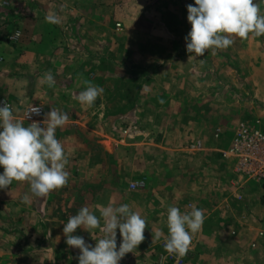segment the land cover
I'll return each instance as SVG.
<instances>
[{"label":"crops","instance_id":"crops-1","mask_svg":"<svg viewBox=\"0 0 264 264\" xmlns=\"http://www.w3.org/2000/svg\"><path fill=\"white\" fill-rule=\"evenodd\" d=\"M1 1L0 264H264V0Z\"/></svg>","mask_w":264,"mask_h":264},{"label":"built area","instance_id":"built-area-1","mask_svg":"<svg viewBox=\"0 0 264 264\" xmlns=\"http://www.w3.org/2000/svg\"><path fill=\"white\" fill-rule=\"evenodd\" d=\"M3 2L0 0V4ZM2 57L0 56V62ZM44 114L43 108L38 105L26 107L24 115L31 123L38 125L40 118ZM12 106L6 97H0V146L4 138L9 133L13 123ZM199 147L200 143L197 142ZM222 156L233 157L236 163V172L240 174L245 181L250 180L264 186V128L259 123L240 122L234 129L231 143L228 148L222 152ZM144 184L143 179L133 181L132 188ZM182 248V243H178ZM168 251L164 256V261L169 259L171 264H182V259L177 253Z\"/></svg>","mask_w":264,"mask_h":264},{"label":"rangeland","instance_id":"rangeland-1","mask_svg":"<svg viewBox=\"0 0 264 264\" xmlns=\"http://www.w3.org/2000/svg\"><path fill=\"white\" fill-rule=\"evenodd\" d=\"M114 87L113 88H115V87H117V84H115V85H113ZM127 87L126 88V90H128V92L130 93V96L128 95V98L130 99V98H132V94L131 93H133V91H134V86H135V84L134 83H128L127 85L126 84H124L123 85V87ZM111 101L113 102V103H117V101H118V97L117 96H114V95H112V98H111ZM25 105V104H24ZM24 106L23 105H17V109H16V111L14 112V115L17 117V119H16V121H15V123H20V125L22 126V127H24L25 126V124L26 125H28V123H31L28 119H27V117L24 115V108H23ZM47 114L48 113H46V111H45V114H43V116L44 115H46L47 116ZM246 114H248V113H246ZM255 114H250V115H248V117H246V118H243V119H238L237 121L238 122H248V123H253V121L255 120ZM45 118H48V117H45ZM224 123H228V120H227V117H225V122ZM235 126L236 125H234V128H235ZM227 137H225L224 139H226Z\"/></svg>","mask_w":264,"mask_h":264}]
</instances>
